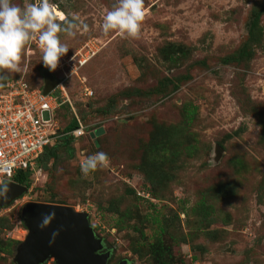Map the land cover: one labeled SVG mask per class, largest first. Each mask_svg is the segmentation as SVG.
I'll return each instance as SVG.
<instances>
[{
	"label": "rangeland",
	"instance_id": "rangeland-1",
	"mask_svg": "<svg viewBox=\"0 0 264 264\" xmlns=\"http://www.w3.org/2000/svg\"><path fill=\"white\" fill-rule=\"evenodd\" d=\"M49 2L75 25L74 35L58 33L69 49L50 71L63 78L71 104L58 109L56 127L77 116L86 130L71 142L70 157L57 149L54 163L29 176L27 191L0 208V246L12 243L0 251V264H13L26 234L22 205L51 203L50 195L87 213L109 264H152L130 247L138 230L153 239L154 215L166 229L161 240L169 244L168 233L179 240L173 254L186 264H264V0H144L138 39L103 31L118 0ZM11 3L24 9L38 0ZM252 22L262 36L254 42L247 37ZM42 57L37 36L7 80L38 86L39 73L49 71ZM106 106L108 113L98 111ZM188 106H195L190 119ZM163 140L177 155L146 168L154 171L150 183L145 148ZM98 152L108 166L85 176L81 164ZM200 196L208 217L192 210Z\"/></svg>",
	"mask_w": 264,
	"mask_h": 264
},
{
	"label": "clouds",
	"instance_id": "clouds-1",
	"mask_svg": "<svg viewBox=\"0 0 264 264\" xmlns=\"http://www.w3.org/2000/svg\"><path fill=\"white\" fill-rule=\"evenodd\" d=\"M146 14L144 0H118V5H114L104 17L102 29L105 33L113 31L121 37L138 39ZM74 27L64 15L53 11L49 0H38L24 9L12 4L11 0H0V86L11 73L20 71L22 52L37 36L44 66L55 71L60 58L69 49L61 43L58 33L74 35ZM108 163L107 154L98 152L85 159L81 171L87 176L98 168H106ZM8 190L7 185H0V197L6 198ZM46 215L53 216L54 213Z\"/></svg>",
	"mask_w": 264,
	"mask_h": 264
},
{
	"label": "built area",
	"instance_id": "built-area-1",
	"mask_svg": "<svg viewBox=\"0 0 264 264\" xmlns=\"http://www.w3.org/2000/svg\"><path fill=\"white\" fill-rule=\"evenodd\" d=\"M85 61L86 58L78 59V66ZM57 79V85L47 93L42 92L41 86H30L22 77L0 86V185L13 181L18 171L29 175L40 172L37 158L44 147L62 136L77 139L84 135L86 126L77 116V125L68 132L56 127L55 116L60 106H71L63 78ZM83 95H91V91L84 88Z\"/></svg>",
	"mask_w": 264,
	"mask_h": 264
},
{
	"label": "water",
	"instance_id": "water-1",
	"mask_svg": "<svg viewBox=\"0 0 264 264\" xmlns=\"http://www.w3.org/2000/svg\"><path fill=\"white\" fill-rule=\"evenodd\" d=\"M58 83L50 71L42 73V92L51 91ZM95 130L91 135L98 134ZM6 198L0 197V208L9 205L27 191V187L7 181ZM54 213L53 216H47ZM26 234L16 246L13 264H43L52 259L55 264H107L109 251H103L88 221L87 213L76 211L71 206L26 202L20 209ZM116 264H128L119 260Z\"/></svg>",
	"mask_w": 264,
	"mask_h": 264
},
{
	"label": "trees",
	"instance_id": "trees-1",
	"mask_svg": "<svg viewBox=\"0 0 264 264\" xmlns=\"http://www.w3.org/2000/svg\"><path fill=\"white\" fill-rule=\"evenodd\" d=\"M58 14L61 15L60 11H57ZM256 24L255 22L251 23V26L248 29V40L250 41H258L262 38L261 34H260V29L259 28H255ZM255 29V31H254ZM240 54V52H239ZM251 53L247 52V50L245 48H243L241 50V56L242 57H246L248 58L249 55ZM40 78L42 79V73L40 72ZM19 78V77H17ZM15 79V78H12ZM10 80V79H9ZM6 81V80H5ZM4 81V82H5ZM4 82L2 83V85L4 84ZM42 83H40L38 86L40 87ZM67 104H62L60 106V108L62 107H67ZM59 108V109H60ZM186 114L188 119H190L191 115L193 114L194 110H195V106H188L186 109ZM99 112H101L102 114H106L110 111L109 107H102L98 109ZM77 125V122L75 120L74 117H72L70 119V121L68 123H66L62 128H61V132H68L69 130L73 129L75 126ZM98 130L97 133H100L101 130L100 129H96ZM75 140V138H73L72 136H62L60 139H58L56 142H54L52 145L50 146H46L44 147L42 153L39 155V157L37 158V164L41 167H46V163L48 160H51L52 163L55 162V160L58 158L59 153L63 154L65 157H70L72 154V148L70 146L71 142ZM94 146V143H92ZM166 141L163 140L162 143H160L159 141H152L150 143L147 144L145 151L147 152V157L144 158L143 162L141 163L142 168H143V172L147 175V178L149 179L150 183H152V175L154 174V171H145L146 168H148L149 166H153L156 163H161L164 160L166 161L171 155L172 156H176L177 155V150L175 149L177 146L175 145H167V147L165 146ZM96 146V143H95ZM57 149H59L60 151L57 152ZM190 150H188L186 152V154H189ZM29 172L26 171H18L15 173V175L13 176L12 180L14 182H17L19 184H23L26 187L29 186ZM54 197L52 195L49 196V201L48 202H53V203H60L61 202H57L53 200ZM199 207L203 213H201L204 217H208L210 212H208V208L206 207L205 203H204V198L203 196H200L199 201L197 202V204L195 205L194 208H192L193 211L196 210V207ZM195 209V210H194ZM126 212H124V215L122 214V217L117 219L115 222V225L118 228H121L122 225L118 224L120 223V221L123 219V217H125ZM154 215V214H153ZM151 222L155 223L157 225V230L152 234L153 239L151 241H148V238H145L144 233L141 230L139 231V236L138 239H133L132 243H131V251L133 254H135L138 258H144L147 262L152 263V264H186L184 263L182 260L177 259L174 254L175 252H173L172 247L173 244L177 243L179 240L175 239L173 236H171L169 233L167 234V236L169 237V244L164 243L161 238L162 235H166V229L165 226L162 225L160 223V221L157 219V216L154 215L152 216V218L150 219ZM134 229H136L135 227H133ZM5 246H0V251H10L8 247H10L12 245V243H10V241L6 240V243L4 244ZM174 253V254H173ZM53 264H55L53 262ZM107 264H109V258L107 260Z\"/></svg>",
	"mask_w": 264,
	"mask_h": 264
}]
</instances>
